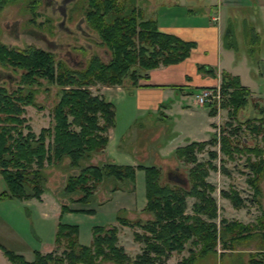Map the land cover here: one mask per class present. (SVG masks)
Returning <instances> with one entry per match:
<instances>
[{
  "label": "trees",
  "instance_id": "obj_1",
  "mask_svg": "<svg viewBox=\"0 0 264 264\" xmlns=\"http://www.w3.org/2000/svg\"><path fill=\"white\" fill-rule=\"evenodd\" d=\"M41 1L0 0V16L6 7L20 4L29 17L25 29L37 25L43 27L47 20L39 22ZM130 3L86 0L84 19L107 49V61L96 53L88 58L83 67L76 69L64 60L56 59L50 50L30 45L19 48L0 40V64L20 71L19 83L14 89L8 90L0 85V174L9 188L8 196L39 199L47 179L45 166L59 163L65 158L69 160L70 167L79 168L77 173L69 175L62 189L69 198L68 203L92 201L96 188L107 179L113 180L112 191L126 188L131 192L134 189L135 171L141 169L145 172L146 205L143 210L151 217L134 221L117 217L120 224L142 230V233L133 234L134 240L144 246L132 264H164L172 251H182L188 241L191 246L199 248H189V256L183 258L180 264H194L201 253L216 251L215 246L220 240L225 248L227 242L235 246L242 240L257 236L256 242L264 254L263 214L255 225L220 219L218 227L215 222L218 217L216 200L212 196L215 186L206 178L210 170H216L211 159L218 155L216 151H209L210 160L199 162L195 153L207 145H216V133L208 141H192L175 151L184 161L194 164L188 172L187 187L161 183V169L155 165L84 163L94 153L104 150L108 142L107 132L115 125L113 103L103 96L93 95L90 86L99 83L123 88L137 87L140 78L148 77L147 71L160 64L183 61L194 47L193 42L160 31L155 20L142 17L134 4ZM250 29L252 32L246 35V40L252 49L253 41L259 36L253 28ZM223 40L225 47L235 46L232 25L225 29ZM197 69L216 76V70L212 67L198 65ZM41 80L55 85L59 95L51 108L52 124L35 133L25 125L23 114L26 105L38 107L35 95ZM172 87L179 89L176 85ZM219 89L222 95L220 107L229 116L225 122L227 128H222L219 136V151L227 160H233L234 154L246 155L249 168L246 182L252 189L253 202L259 204L262 194L260 181L264 175L263 149L247 144L244 139L238 141L236 137L242 127L233 124L240 110L248 104L250 90L241 84L239 76L227 71L220 72ZM203 105L209 109L210 115L215 116L217 109L213 104L206 102ZM258 111V117L247 118L243 125L250 134L260 136L264 141V106ZM223 157L219 158L221 162L224 161ZM221 170L227 174L224 168ZM221 195L229 199L234 207L244 206L243 198L234 189L221 190ZM187 197L196 199L191 215L185 214ZM68 203H61V213L71 211ZM233 230L237 234H232ZM261 230L260 234H255ZM117 231L114 225H95L92 227L90 245H83L78 241L77 225L59 221L51 252L42 254L35 251L33 260L27 261L3 245H0V250L14 264H97L108 259L117 264L129 260L123 247L117 245ZM251 263L264 264V260L254 256Z\"/></svg>",
  "mask_w": 264,
  "mask_h": 264
},
{
  "label": "rangeland",
  "instance_id": "obj_2",
  "mask_svg": "<svg viewBox=\"0 0 264 264\" xmlns=\"http://www.w3.org/2000/svg\"><path fill=\"white\" fill-rule=\"evenodd\" d=\"M209 1L210 0H188L184 3L185 7H164L161 11L159 8L157 12L155 7L150 5L152 2L158 5L160 0H133L132 2L135 4L137 3V6L144 8L146 13H150L154 19L158 20V23H160V16H163L164 18L161 19V23L164 21L176 20V23L180 24V22L182 23L187 20L185 13L189 6H191L193 10L199 9L193 12L196 14L197 21L204 20V18L201 17V9H205V7L209 5ZM41 2L40 10L42 15L39 17V22L47 21L46 23L44 22L45 25H43V27H37L38 25L36 27H32V25H30L32 28H28L27 32L33 37L31 40L30 37L27 38L28 40L24 39L23 43H26L22 45V42L16 43V37L15 35L13 36V31L16 29V27L12 25L13 22H16L15 25L18 24L21 29H25V24H28L29 17L22 11L20 4H13L9 8L6 7L1 12L0 40L6 43H12V45L19 48L35 44L36 47L50 49L51 52L55 54L56 59H62L70 65L73 64V61L66 56L67 52L73 55L74 58L76 57L75 59L77 61H82L83 66L86 64L88 58L96 53L104 61L109 59V53H107V49L100 43L101 41L99 36L89 27L87 24L88 22L85 21V19H80L84 17L86 0H57L58 3H51L50 0H42ZM123 2L126 4L129 1L122 0V3ZM242 8H245V6ZM251 9L253 12L249 13L248 16L244 12L241 13L240 11H235L232 13L234 15L231 16H235V18L233 17L228 20L227 25L230 27L232 25L234 29L235 46L227 48L228 51L231 52V57L227 60V62L223 61L228 63L232 68L238 69V72H240V82L246 84V86L250 88L249 90H251L248 104L240 110L237 118L233 121V124H237L242 127V130L236 138L238 141L245 139L247 144L251 146L258 145L261 149H263L264 156V141H262V138L260 136L254 137L247 129H244L243 125V121L247 118L258 117L260 114L258 111L259 108L261 109V107L264 106V15L259 13L258 9L254 7H251ZM4 12H6V14ZM237 17L241 19L243 17L244 22L246 23L244 24V29H242L244 25L242 22L240 23L241 20L237 19ZM249 22L257 28L256 30H258L260 34L258 39L253 41L252 49H250L251 47L248 46V42L246 40V35L249 34V32H252ZM240 24H242V27H240ZM48 26H51V29H48ZM76 66L78 65L74 64L72 67L76 68ZM0 70L1 72H9L12 76L19 78L20 71L15 70L10 66L0 64ZM126 84L128 85V83ZM0 85L10 89H14L15 86L14 82L7 83L5 80L0 81ZM102 86L104 85L99 83L90 86L91 93L93 95H100V91L103 88ZM125 90H127L129 95L127 94L124 99H121V97L118 99L117 96H121L122 94L116 91L109 90L110 92L108 93V96H106L113 97L111 99L115 107V121H117L120 129L125 132V137H127V139H124L121 143L128 149L137 145V152L140 154V156H138L141 160L137 161L136 165H155L160 168L161 183H175L173 182V179L168 176L171 172L170 174L174 176H178L180 174V176L184 178L183 184L187 187L188 172L194 164L192 162L184 161L175 151L179 148V146L188 143V140H185L184 138L189 137V135L196 137L195 140H205L206 137L210 138L217 129V124H215V126L212 127V133L209 132L206 116L213 117V115H210L209 109L204 105H197L194 103L195 94L200 92V88L188 90L189 93L175 89L174 93L168 100L165 101V105L168 104L172 107L170 112L171 115L167 119H165V115L162 112H157L154 115H150L147 112H140L138 113V116L130 119L128 111L130 112L134 107L133 93H131L134 92V89L128 87ZM58 95L59 89L55 85L48 83L46 80H41L37 94L35 95L38 107L29 105L25 108V112L23 114L26 118L25 124H28L33 132L38 133L41 128L48 127L52 124L51 108L53 103L57 100ZM181 105H189V108L197 113L191 114L181 112L179 111V106ZM219 112L220 119H218V124L220 125L219 128L221 132L222 128H227L225 122L229 120V116L227 115L226 110L220 109ZM24 132H26V129ZM104 150L94 153L89 159L85 160L84 163L92 164L97 161V163H100L101 165L104 164L105 162L102 160L104 159L102 156ZM209 151H216L218 155V158L211 159V163L216 166V170H210V176L212 177L210 180H212L217 189L215 190L214 196L218 199V190L234 189L238 190L241 193V196H244L245 199L246 207L241 210V213L229 210L225 213L227 218L240 217L241 214L242 217H240V221L242 223L249 222V220H258L259 216L262 217L260 214L264 212V206L261 205L258 207L250 201L252 189L246 182V177L249 174V168L246 165V155L234 154L233 160H227L226 157H223V155L219 152L217 145H207L201 151L195 153L197 161L208 162L210 160V156L208 154ZM97 155L98 157L96 158ZM134 155L135 154H132L131 156L133 157ZM219 156L223 157L224 161H219ZM134 160L136 161L135 158ZM220 165L227 171V174L221 170L222 168H219ZM78 170L79 168L70 167L69 160L67 158L59 163L46 165L44 168V174H46L47 179L44 183V189L48 192H56L58 196L52 194L56 197V199L59 197L61 200H69V198L64 195L62 189L69 175L77 173ZM138 171L137 175L135 174L138 178L137 183L134 180V189L131 191L133 192V196L131 198L139 202L146 196L145 172L141 169H138ZM175 171H177L178 175ZM262 180H264V175L262 176ZM262 180L260 182H262ZM112 181L107 179L100 184V191L103 193L102 198L105 197L106 199H110L118 190L130 192L126 188L112 191L111 189L114 185ZM263 183H261V187L264 191ZM58 189L60 190V193L57 192L59 191ZM7 192H9V188L0 174V245H3L17 254H22L24 259H32L34 258L35 251L41 252V250L46 248V244L49 243L48 238L53 237L52 241H54L56 229L54 232L52 230L54 229L55 222H66L67 218L65 215L70 211L61 213L60 210V212L54 214V211L50 207L45 206L46 204H42V207H39L37 201L33 198L18 199L8 196ZM98 197L99 196L97 195L94 199H92V201ZM220 205L222 208L221 214L218 217L219 219L223 217V211L225 208V206H222L221 201ZM73 214H76L74 221H78V233H81V237L83 239L89 238L88 236L91 235L90 232L92 231V227L94 225L100 226L102 222L108 220L107 216L96 212H79L78 215L74 212ZM126 215L127 214L124 212L118 211V213L113 214L109 218V221L114 220V222L117 223L118 216L125 218ZM249 224L255 225L257 223ZM121 229L124 231V228ZM132 229L138 230V232L134 231L133 234L135 232L142 233V230L139 227H134ZM129 230L130 229H127L124 231L125 233H121V235H119L120 241L124 244L131 255L132 252L135 251L131 248V246H133L132 244L134 242L138 243V245L136 244L137 252L141 253L144 244L135 241L133 234ZM261 232L262 230L255 234L258 235ZM231 233L237 234V231L233 230ZM256 239L257 236L252 239H248L243 243H236L235 246H232L231 243L227 242V247L225 246V248L222 246L223 243L220 240L215 246L216 251L201 253L198 257H196L194 264H254L251 263L254 256L264 260L263 252H258V250L257 252H254V250L258 249V246H251L252 241L255 242ZM189 242L190 241L184 244L182 251H172L169 254V257L165 259L164 264H180L183 258L188 257V248L190 247ZM194 248L197 249L199 246ZM223 249L225 251H222ZM60 250L57 252L59 253ZM0 252L3 254L1 250ZM137 254L134 256L127 255L129 260L117 264H132ZM3 256L6 260H8L4 254ZM8 263L14 264L9 260ZM109 263L116 264L109 259L101 260L97 264ZM0 264H2L1 261Z\"/></svg>",
  "mask_w": 264,
  "mask_h": 264
},
{
  "label": "crops",
  "instance_id": "obj_3",
  "mask_svg": "<svg viewBox=\"0 0 264 264\" xmlns=\"http://www.w3.org/2000/svg\"><path fill=\"white\" fill-rule=\"evenodd\" d=\"M128 1L129 2H127L126 5L130 2L133 3L142 17L155 20L160 31L166 32V33H172L178 36L182 40L190 41L194 43V47H192L189 56L185 58L183 61L173 64V65H168V66L160 64L157 68L146 72V74L148 75L147 78H140L138 80V84H139L138 87H130L134 89V92H131L133 93L132 95L134 98L133 99L134 107L133 109H131L130 112L128 111V115H130V119L138 116V113L140 112H147L150 115H154L157 112L158 113L162 112L165 115V119L169 118L171 115L170 112H171L172 107L168 104L165 105V101L168 100L169 97L175 91L172 85L178 86L180 89V90L178 89L179 91H182V92L185 91L186 93H189L188 90H193L194 88L202 89V88H212V87L218 86L220 84V72L222 71H227L228 73L232 75H237L240 78V72H238V69L232 68L231 66H229L228 63H226L227 60L230 59L231 57V52L228 51L227 49L228 47H225L224 42H223L225 29L228 26L227 25L228 20L233 17L235 18V16L231 17L232 15H234L232 13L235 11L237 12L240 11L241 13L244 12L248 16L249 13L253 12L251 7L258 9V12L264 15V0H210L209 5L206 6L205 9L204 8L201 9V15H202L201 17L204 18V20L202 21H197L196 14L193 13L199 9L193 10V8L189 6L185 13L187 17V20L185 22H182V23L180 22L179 24V23H176V20H169V21H164L163 23H161V19H163L164 17L160 16V23H158V20L154 19L150 13H146V10L144 8L137 6V3L135 4L134 2H132L133 0H128ZM187 1L188 0H160L158 5L152 2L150 6L155 7L156 12H157L159 8L161 11L162 8L164 9V7H174L175 8L176 6H184V3H186ZM117 2H119L120 4L124 3V2L122 3V0L121 1L117 0ZM244 6L245 8H242ZM240 8L242 11L240 10ZM6 12L4 13L6 14ZM160 15H161V12H160ZM80 19H84V17ZM237 19H240L241 20L240 23L242 22L243 25L246 24L244 22L243 17L242 19L237 17ZM242 24H240V27H242ZM249 26H251L250 28H253V31L256 32L258 36L260 35L258 30H256L257 28H255L252 25V23L249 22ZM244 27L245 25L243 26L242 29H244ZM223 60L226 62H224ZM68 65L71 66L70 64ZM198 65H204V66H209V67L214 68L216 70V76L213 77L211 75L198 71L197 69ZM241 84L246 86V84L244 83H241ZM102 87L103 88L100 91L101 92L100 95H102L103 97L108 96V93L110 91H116L122 94L121 96H117L118 99L120 97L121 99H124L126 98L127 94L129 95L127 90H125L127 88H123L121 86L112 87V86L104 85ZM246 87L250 89L248 86ZM106 98L108 99V101L111 100L110 102H112L111 98L113 97L109 96ZM194 103L197 105H202L197 101L196 95H195ZM179 111L185 112V113H191V114L197 113L196 111L189 108V105L179 106ZM206 117H207L206 122H208L207 124L209 127V132L212 133V127H214L215 124L218 123L219 117L217 115L213 117L211 116H206ZM107 136H108V142L106 144L104 153H102V156L104 158L102 160H104V162L117 164V165H136L137 161L141 160V158L139 157L140 154L139 152H137L138 150L137 145L135 147H132L131 149H128L126 146H124L121 143V141H123L124 139H127V137H125L126 136L125 132H123V130L120 129V127L118 126L117 121H115L114 127L108 130ZM189 137L184 138L185 140H188L187 141L188 143L192 141L203 142V141H208L210 139L206 137L205 140L204 139L195 140L196 137H192L190 135ZM244 141L246 140L244 139ZM187 144H184L182 146H185ZM182 146H179V147H182ZM132 154H135L134 155L135 157L134 156L132 157L131 156ZM97 157L98 155L96 156V158ZM134 158L136 159V161L134 160ZM92 164L98 165L100 163H97L96 161L95 163H92ZM137 172H139L138 169L135 171L136 175H137ZM176 174L178 175V173ZM179 177H181V179L184 181V178L180 176V174H179ZM137 178L138 176L135 177L136 183H137ZM211 178L212 177L210 176V171H209V175L206 178V180L214 186L212 180H210ZM173 182L175 183H171V184L185 186L183 184L184 182H178L175 179L173 180ZM263 182L264 180H262L261 183ZM96 189L97 190L95 191V194L96 196L98 195L99 197L92 202H86V203H80V202L68 203L67 200H64V199L61 200L59 197H57L56 199V197L53 196L52 194H55L57 196L58 194L54 191L48 192L46 189L43 190V193L40 195L39 199L37 198H33V199L37 201V204L39 205V207H42V204L43 205L46 204L45 206L50 207L54 211V214H57V212H60L61 210L60 203H62L61 201L68 203V206L71 211L65 215L67 220L66 222H64L68 224H74V222H75V225L78 224V221H74V217L76 215V214H73L74 212H76L78 215L79 212L84 211L85 213L86 211H91L92 213L96 212V213H101L107 216L108 220L105 222H102L101 225L116 226L118 228L117 245L122 246L125 253H127V255L134 256L135 254L138 253L137 247H136V244L138 245V243L134 242L132 244L133 246H131V248H133L135 251L132 252V255H131L129 251L127 250V248L124 246V244H122V242L120 241L119 235H121V233H125L124 231L127 229H130L129 231H131L132 234L134 231L138 232V230H134L130 227L121 225L119 222L116 223L114 222V220L109 221V218L113 214H116L118 213V211H120V212H124L125 214H127L125 216V219H128L129 221H134L136 219H141V220L149 219L151 215L146 213L143 210L146 205V197L138 202L137 200L131 198L133 196L132 195L133 192L118 190L114 193V195L110 199L109 198L106 199L105 197L102 198L103 193L102 191H100L101 189L100 185ZM215 190H217L216 187H215ZM215 190L213 191L212 196L216 200V204L218 208V211H217L218 217L221 214V208H222L220 205V201H221L222 206H225V208L223 211L224 215L220 219H225L228 222L234 221V222L241 223L240 221V217H242L241 214H240V217L227 218L225 213L229 210H233L232 212L241 213V210L244 209V207H246L244 196H241V193L238 190H236L239 193L240 197L243 198V203H244V206L237 208L233 206V204L229 201V199L221 195V190H224V189L218 190V199L216 198V196H214ZM261 190H262L261 191L262 194L259 197V201H260L259 204H257L256 202H253L252 193H251L250 201L253 202L255 205H257L258 207H260L261 205L264 206V191L262 187H261ZM224 191H227V190H224ZM57 192L60 193V190ZM99 201H102V202H99ZM195 201L196 199L194 197L186 198L185 214L187 215L193 214L192 206ZM262 214L264 216V212L261 213L260 215ZM218 217L215 220V222L217 223V226L219 227L220 219ZM260 217L261 216H259V218ZM257 221H258L257 219L254 221L249 220V222H242L241 224L247 225L249 223H257ZM58 223L59 221L55 222L54 229L52 230L53 232L55 231L57 227L56 224ZM96 224H99V223H96ZM121 228H124V231ZM90 234L91 235L88 236L89 237L88 239L87 238L83 239L81 237V233L79 232L78 233L79 243L83 245H90L92 241V231L90 232ZM52 240H53V237L48 238L49 243L46 244L47 246L44 250H41L42 254L51 252L54 249V241ZM245 241L247 240H242L240 243H243ZM256 241L257 239L255 240V242L252 241L251 246H254V245L258 246V249L254 250V252H257V250L258 252H261L262 250L261 246ZM189 248L195 249L191 245ZM222 251H225V250L223 249ZM188 254H189V251H188ZM32 259H25V260L31 261ZM0 261L2 264L8 263V260H6V258L3 256L1 252H0ZM109 264H113V263H109Z\"/></svg>",
  "mask_w": 264,
  "mask_h": 264
},
{
  "label": "flooded vegetation",
  "instance_id": "obj_4",
  "mask_svg": "<svg viewBox=\"0 0 264 264\" xmlns=\"http://www.w3.org/2000/svg\"><path fill=\"white\" fill-rule=\"evenodd\" d=\"M54 1V2H53ZM50 2L51 3H58L57 2V0H50ZM9 8V7H8ZM8 8H7V10H8ZM10 11H12V10H10ZM13 12V11H12ZM15 12V11H14ZM15 21V20H14ZM19 22V21H18ZM17 22V23H18ZM15 23L16 22H13V24L12 25H14V27H16V29H14V31H13V36L15 35V37H16V40H17V42L16 43H18V42H22V45L23 44H25V43H23L24 42V39H27L28 37H30V40L33 38L32 36H30L29 35V33L27 32V29H21V27H19L18 26V24L17 25H15ZM2 32V31H1ZM20 40V41H19ZM28 40V39H27ZM6 43V42H5ZM27 43H29V42H27ZM42 43V42H41ZM53 43V42H52ZM51 43V44H52ZM8 45H11L12 43H7ZM44 44V43H43ZM44 45H47V44H44ZM53 45V44H52ZM27 46H29V45H27ZM30 46H35L36 47V45L35 44H33V45H30ZM48 46V45H47ZM41 48H43V47H41ZM44 49H46V48H44ZM47 50H50V49H47ZM51 51V50H50ZM53 53V52H52ZM66 56L71 60V61H73V64L71 65V67L74 65V64H76V65H78V66H76V69H78V68H80V67H82V65H83V62L82 61H77L75 58H74V56L73 55H71V54H69L68 52L66 53ZM66 62V61H65ZM78 63V64H77ZM72 68H74V67H72ZM3 78H4V80H5V82H7V83H11V82H14V84H15V86H14V88L18 85L17 83H19V78H17V77H14V76H12V74H10L9 72H4V71H2L1 72V70H0V81H4L3 80ZM7 88V87H6ZM8 90H12V89H10V88H7ZM29 106V105H28ZM31 106V105H30ZM27 107V105L26 106H24V110H25V108ZM25 112V111H24ZM25 125H28V124H25ZM171 173V172H170ZM168 174V176H169V178H174V175H171V174ZM175 173H177V171H175Z\"/></svg>",
  "mask_w": 264,
  "mask_h": 264
},
{
  "label": "built area",
  "instance_id": "obj_5",
  "mask_svg": "<svg viewBox=\"0 0 264 264\" xmlns=\"http://www.w3.org/2000/svg\"><path fill=\"white\" fill-rule=\"evenodd\" d=\"M196 99L198 102L200 101V104H204L206 102L213 104L219 112L220 103L222 101V95L219 87H216L215 89H205L200 91L198 94H196ZM217 132L219 134V127L217 129Z\"/></svg>",
  "mask_w": 264,
  "mask_h": 264
},
{
  "label": "water",
  "instance_id": "obj_6",
  "mask_svg": "<svg viewBox=\"0 0 264 264\" xmlns=\"http://www.w3.org/2000/svg\"><path fill=\"white\" fill-rule=\"evenodd\" d=\"M174 179H175L176 181H178V182H181V180H182L179 176L175 177Z\"/></svg>",
  "mask_w": 264,
  "mask_h": 264
}]
</instances>
